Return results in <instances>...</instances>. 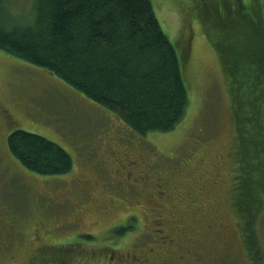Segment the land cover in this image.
Listing matches in <instances>:
<instances>
[{"label":"rangeland","instance_id":"rangeland-1","mask_svg":"<svg viewBox=\"0 0 264 264\" xmlns=\"http://www.w3.org/2000/svg\"><path fill=\"white\" fill-rule=\"evenodd\" d=\"M36 1L4 0L2 12L14 24L30 23ZM202 2L152 0L189 84L185 116L167 132L137 133L62 78L0 48V264H108L112 249L146 257L145 264H264V201L256 206L261 198L246 192L251 220L234 202L232 177L251 151L236 149L239 119L228 85L242 69L231 54L258 51L241 45L247 22L237 32L209 27L214 14ZM16 129L65 147L73 169H27L8 145ZM126 158L137 159L130 173ZM158 176L167 193L155 198ZM159 218L182 232L188 257L159 245ZM93 251L99 255L90 259Z\"/></svg>","mask_w":264,"mask_h":264},{"label":"trees","instance_id":"trees-1","mask_svg":"<svg viewBox=\"0 0 264 264\" xmlns=\"http://www.w3.org/2000/svg\"><path fill=\"white\" fill-rule=\"evenodd\" d=\"M3 2L1 49L62 78L139 134L170 131L185 116L186 69L152 0H37L35 17L25 24H14L3 14ZM260 2L264 8V0ZM254 27L241 45L258 54L246 52V58L231 54L236 64L242 62V69L228 83L239 119L236 149L242 145L251 151L244 164L252 174L241 164L232 177L235 205L248 220L246 192L261 198L256 206L264 201V33ZM222 56L230 59L228 53ZM225 65L230 71L231 59ZM248 117L251 122L246 123ZM8 145L35 173L57 175L73 169L71 153L41 134L16 129L9 134Z\"/></svg>","mask_w":264,"mask_h":264},{"label":"flooded vegetation","instance_id":"flooded-vegetation-1","mask_svg":"<svg viewBox=\"0 0 264 264\" xmlns=\"http://www.w3.org/2000/svg\"><path fill=\"white\" fill-rule=\"evenodd\" d=\"M202 6L206 8L207 11L211 14L213 12L214 14V19L208 20L209 27H219V25H223L224 27H229L233 32L240 31V25L241 22H247V29L246 32H249L251 27L257 28V32L263 31L262 26H259V24L262 25L264 23V8L260 0H212V1H205L202 0ZM180 3V0H179ZM204 8V9H205ZM214 10V11H213ZM238 17H241L238 21ZM248 24L252 25L248 27ZM245 26V25H244ZM127 155V152H125ZM127 159V158H126ZM130 163H127L129 166L128 173H130V166H132L137 159H127ZM148 177V175H147ZM166 180L164 176H158L157 182H156V194L154 195L151 193V195L155 198L159 197H165L167 191V185L165 184ZM127 188V187H126ZM128 189V188H127ZM189 193V191H187ZM164 195V196H163ZM168 197V196H167ZM161 218H159L160 220ZM164 219V218H163ZM160 224L164 223L161 227H157L158 232L162 233L159 236V238H162V235L164 236L163 241L159 245H165L167 244L168 246V251L172 248L174 249L175 253H178V255L181 257V259H184L188 256L184 255V251L180 250V235L182 232H178L175 227L170 226L168 224V220L161 222ZM181 227V226H180ZM184 228V227H183ZM185 231V228H184ZM168 235V236H167ZM167 236V237H166ZM42 245H49L46 242L41 241ZM40 244V245H41ZM44 248V247H43ZM170 252V251H169ZM90 259H94L99 253H96V251H93L92 254H87ZM168 257V256H167ZM108 264H131L133 261H138L140 260L141 263L145 264V259L146 257L140 256L138 258L137 254H132L130 251H121V250H115L112 249L111 253L108 255ZM192 259V258H191ZM190 259V260H191ZM190 261H186L185 263H189Z\"/></svg>","mask_w":264,"mask_h":264}]
</instances>
